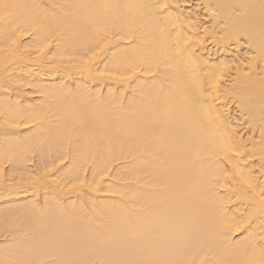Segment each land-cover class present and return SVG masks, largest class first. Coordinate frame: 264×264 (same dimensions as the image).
Instances as JSON below:
<instances>
[{"label": "bare ground", "instance_id": "obj_1", "mask_svg": "<svg viewBox=\"0 0 264 264\" xmlns=\"http://www.w3.org/2000/svg\"><path fill=\"white\" fill-rule=\"evenodd\" d=\"M200 1L216 57L180 0H0V264H264V0Z\"/></svg>", "mask_w": 264, "mask_h": 264}, {"label": "rangeland", "instance_id": "obj_2", "mask_svg": "<svg viewBox=\"0 0 264 264\" xmlns=\"http://www.w3.org/2000/svg\"><path fill=\"white\" fill-rule=\"evenodd\" d=\"M181 1V3H180V6H182L183 7V9L185 8V9H187V10H184V11H188V12H190V13H192V11L194 10L197 14H198V17H199V19H200V16L199 15H201V22H200V28L198 29V32H200V36L203 38V42H204V45H205V47H204V51H206L207 53H208V51L211 53V51H212V54H214V56L216 57L217 55H219V54H221V51H220V49L214 44V42H212V40L209 38V36H208V34L207 33H205V31L207 30V28H209V26H210V21H209V19H210V17L208 16V15H206V13H205V11H204V9H203V5H202V3H201V1L200 0H180ZM182 4V5H181ZM185 6V7H184ZM194 13V12H193ZM29 37H31L30 36V33H27V34H24L23 36H22V42L23 43H25V41H29L30 40V38ZM245 44H241V46H239V47H237L236 48V46H235V44H232L230 47H229V50L226 52L227 53V55H229V56H236V55H238V56H240L241 58H243L244 56H246V48H245ZM232 72V71H231ZM55 77H60V74H58V75H55ZM75 77V76H74ZM73 77V79H69L68 78V81H70V83H71V85L73 84V86H74V83L73 82H76V77L74 78ZM71 80L73 81V82H71ZM75 80V81H74ZM103 82H101L100 83V86H101V84H102ZM105 83V82H104ZM103 83V88H101L102 89V91L104 90V88H105V90H106V83L104 84ZM225 83H227V82H225ZM17 85V86H16ZM15 85V87H14V89L12 90V92L11 93H13L14 91H15V93H17V91H19V94L21 93V92H24V94H26V95H28V96H23L22 97V95H20V97H22V99L21 98H19L20 99V101L22 102V103H24V100H25V102L26 101H29V99L32 97V98H38L39 97V94L38 93H35V92H33L32 91V88L29 86V84L28 85H25V86H20L19 84H16ZM94 85V83L92 84V86ZM105 85V86H104ZM19 86V87H18ZM16 87H18V89L16 88ZM17 90V91H16ZM33 92H31V91ZM104 90V91H105ZM103 91V92H104ZM38 94V95H37ZM30 99V101H34V99ZM36 101H37V99H35ZM224 107H225V110L227 111V113H228V115H229V117H230V119H232V121H234L235 123H237V126H236V130H237V133H238V136L239 137H241L242 139H246L247 137H249L251 134H250V132H249V129H248V127H247V124H246V122H245V119H244V117L243 116H241V114H240V111L237 109V107H236V103L233 101V100H227V101H225L224 102ZM0 117H1V115H0ZM1 119V118H0ZM1 124V123H0ZM0 127H3V126H0ZM30 127V125H28V124H21L20 125V127L19 128H17L18 129V131H20L19 133H24V132H26L25 130L26 129H28V128ZM3 129V128H2ZM0 133H1V129H0ZM252 160H254V159H252ZM66 161V159L64 160V162ZM9 163V162H8ZM8 163H5L4 164V166H3V172L5 173V172H7V173H5V177L9 174L8 172H10V170H8V169H10V163L8 164ZM115 165V166H114ZM113 165V170L112 171H115V169L114 168H117V164H114ZM27 168H28V170H30L31 172H35V171H37L36 169H37V166H38V163L36 162V158L35 157H33V159H31L30 158V160H28V162H27ZM253 169L255 170V175H257L258 176V180L259 181H262L263 180V178L261 177V174L260 173H258L257 172V169H258V166H257V164H256V160L254 161V163H253ZM38 168H39V166H38ZM90 169L89 168H87V171H88V173H87V171H86V174L87 175H89V171ZM9 176V175H8ZM89 176H87V178H88ZM7 179H8V177H6ZM9 178H10V176H9ZM9 180V179H8ZM10 182V181H9ZM28 183H26V185H27ZM28 186V185H27ZM25 189H26V186L24 187ZM0 191H1V189H0ZM73 196V195H71V193H67V195L66 196ZM41 196H38L36 199V201H40L41 200V198H40ZM2 233H0V240H2L3 239V237L2 236H5L4 234H2ZM236 237H238V235H236L235 236V238Z\"/></svg>", "mask_w": 264, "mask_h": 264}]
</instances>
